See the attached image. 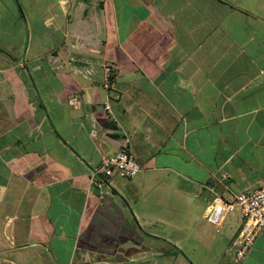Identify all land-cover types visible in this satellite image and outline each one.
Here are the masks:
<instances>
[{"label":"crops","instance_id":"obj_1","mask_svg":"<svg viewBox=\"0 0 264 264\" xmlns=\"http://www.w3.org/2000/svg\"><path fill=\"white\" fill-rule=\"evenodd\" d=\"M216 1L0 0V41L8 21L22 43L11 61L0 44V75L12 82L8 104L0 100V264L264 256L262 232L236 261L239 213L221 226L205 217L264 184L263 59L245 66L222 51ZM147 42L154 51H127ZM105 64L116 75L109 86ZM125 141L142 171L91 186Z\"/></svg>","mask_w":264,"mask_h":264},{"label":"rangeland","instance_id":"obj_2","mask_svg":"<svg viewBox=\"0 0 264 264\" xmlns=\"http://www.w3.org/2000/svg\"><path fill=\"white\" fill-rule=\"evenodd\" d=\"M20 2V7H25V0H18ZM212 2L216 3V0H212ZM221 2L223 5V8L225 9V14H226V29L222 30L223 26L222 24L218 26V24L213 25L214 28H216L215 32H219L218 34V39L223 40L224 36L222 34H226V44L222 48L224 52H234L238 54L237 57H243L242 59H238L237 61H241L245 66L247 63H251L252 60H248V58H254L256 56H261L262 57V66H264V0H222ZM216 10L212 9V15L215 13ZM222 12L219 17H214L213 20L216 19L215 21L212 20V23H218L216 21H221L222 20ZM8 21H4L3 27H4V33L3 34V39L2 42L0 41V44L3 45V47L6 49L5 52L7 55L8 60H12V56H14V53H19L21 51V44H19L21 41L17 39H11V26H7ZM220 27L221 30L218 28ZM213 30V29H212ZM220 30V31H218ZM12 33L13 29H12ZM214 35V34H212ZM224 42V41H223ZM223 42H218V43H210V48L211 50L217 49L219 50L220 46L224 43ZM151 42H147L144 44H139L140 48L137 47V49L133 48L135 45L132 44H127V46L130 47L127 51L131 52H151L154 50L150 49ZM160 45L159 48L155 50L160 51ZM166 45V44H163ZM150 46V47H149ZM169 45H167L168 47ZM8 48V49H7ZM154 52V54H155ZM235 56V55H234ZM144 60V59H143ZM147 61V59H146ZM152 61V60H151ZM155 61V60H154ZM174 61V60H173ZM6 60L4 61V65H6ZM150 62V61H148ZM9 64V62H7ZM250 66V65H249ZM105 68H110L111 73L112 70L114 71V66L112 64H105ZM10 76L9 75H0V84L3 86L1 90V95H0V100H3L4 106L8 104L6 99L12 95L11 93V86L12 82L9 80ZM111 81V82H110ZM107 82L112 85L113 83L116 82V75H112L108 80L107 78L105 79V83ZM0 85V86H1ZM1 86V87H2ZM15 92V91H14ZM10 109V108H8ZM120 177V176H119ZM238 214V212H237ZM72 233H75V227L73 226ZM163 237L168 238L170 236L164 235ZM173 237V236H171ZM187 253V252H185ZM256 258H254V261L251 262L250 264H255L259 260L263 261L264 256L262 255L259 251V249L256 251ZM254 254V255H255ZM167 258V256H164ZM248 258V257H247ZM249 259V258H248ZM245 260L243 263L238 262L236 264H244L245 262L248 261ZM169 261V259H168ZM169 264V263H168Z\"/></svg>","mask_w":264,"mask_h":264},{"label":"built area","instance_id":"obj_3","mask_svg":"<svg viewBox=\"0 0 264 264\" xmlns=\"http://www.w3.org/2000/svg\"><path fill=\"white\" fill-rule=\"evenodd\" d=\"M113 75L106 68L107 80ZM111 82V81H110ZM109 82V83H110ZM107 82V85L109 84ZM110 107L106 105V109ZM142 171L125 141L118 152L105 158L101 165L90 174V185L103 190L108 186V180L115 175L125 179L135 178ZM227 177V175H225ZM239 213L242 219L240 232L233 241L235 259L241 261L253 246L256 237L264 232V184L253 192L241 193L231 201L220 200L212 203L207 209L206 219L221 226L224 220L233 213Z\"/></svg>","mask_w":264,"mask_h":264}]
</instances>
